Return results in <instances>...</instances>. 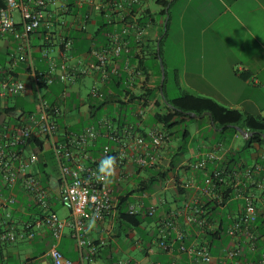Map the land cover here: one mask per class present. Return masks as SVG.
<instances>
[{"label":"crops","instance_id":"0c3cea01","mask_svg":"<svg viewBox=\"0 0 264 264\" xmlns=\"http://www.w3.org/2000/svg\"><path fill=\"white\" fill-rule=\"evenodd\" d=\"M166 1L171 4L168 7V15L164 17L160 16L161 9L156 12L152 11L148 7L149 0L146 3L154 24L146 36L147 52L141 54L139 63L149 74L147 91L157 90V93L153 100L144 102L142 117L136 115L141 108L139 95L142 90L139 88L132 92L133 94L130 95L127 102L108 99L99 113L90 114V107L94 103L88 97L89 91L82 97V87L85 86L87 79L91 81L92 87L95 84V78L93 74L83 76L80 72L87 70L93 62L89 56L91 47H98L105 39L104 32L97 34L100 24L97 17L91 19L87 31L80 30L79 18L82 17V11L85 9L80 12L74 10L69 14H60L50 10L42 26L29 35L28 51L19 52L17 47L21 42L13 36L0 37V60L5 62V69L0 65V75L13 74L30 86L31 78L28 65L23 61V57L28 52L33 59L34 69L38 73H45L51 61L65 62L74 78L67 89L63 126L78 132L82 127L93 125L96 120L107 117L115 125H133L136 132L142 135L155 129L165 131L170 138L168 143L159 150L160 161L172 163L173 168L165 178L172 179L173 184L187 181L201 184L200 172L194 177L193 172L183 165L188 161H196L205 152H214L219 155L223 165L227 168H237L240 165L245 167L259 165L261 171L255 179L257 185L252 189V194L257 206L262 208L264 206V141L260 144L250 142L249 138L255 133L236 126L227 129L215 128L211 117L205 115L202 118H196V122L184 124L178 137L185 148L171 147V143L177 139L174 131L179 124L169 131L163 129L160 124H155L154 115L162 113L163 109L160 106L156 107L154 102L159 99V96L164 99L160 95L161 68L159 60H161L166 78L167 70L173 76L174 86L178 90L177 96L185 93L208 98L228 110L237 111L245 116L264 118V0ZM12 15L19 31H22L19 12L14 11ZM61 20H64L66 25L60 26L59 21ZM166 20H169L167 34L161 44V58L157 59L154 53L158 52L159 32L161 27L165 26ZM79 37H83L88 43L87 50L78 52ZM39 38L44 39V46H33L32 40ZM63 39L71 41V52L64 51L61 44ZM52 51H55V57L48 58V53ZM63 86L59 82L51 86L46 90L47 94H50L48 98L58 102L57 97ZM123 87L118 89L109 87V90L121 96L124 93ZM122 96L125 97V95ZM176 97L168 98L167 96L169 100ZM7 106L17 107V113H20L23 108L27 112H34V95L29 94L25 97L12 99ZM16 116L17 114L14 117ZM5 122L14 123L15 120L7 119ZM261 138L264 140L262 135ZM98 141L106 143L99 147L97 152H94L93 149ZM98 141L90 147V150L94 157L102 160L100 154L102 148L106 145L113 148L114 145L108 143L104 138H100ZM41 156L45 158L47 168H50L46 156ZM125 170L128 175L122 178H118V170H113L116 195L137 191L136 188L145 191L148 195L157 190L154 193L155 196L146 200V205L155 207L154 217L140 216L141 222L135 228L144 230L146 235L149 232L155 233L156 237L152 239V243L156 244V248L154 250L149 249L150 247L140 249V242L137 241L135 245L143 254V259L141 261L129 259L122 262L120 255L124 253L125 246L129 242L131 243L130 231L125 223L119 222V218H106L102 221L87 222L81 245L72 239L70 230L65 229L57 243L58 250L64 257L71 260L72 264H119V261L122 264H172L173 262L188 264V256L178 251L174 234L170 229L166 230V242L173 244L172 249L170 251L163 250L158 243L164 223L175 211L181 209L187 201L193 198V193L190 191L178 192L173 188L174 186L168 191H161L159 183L152 182L153 169L141 171L132 161H129ZM0 193L8 194L1 181ZM15 195L17 201L8 210L10 222L17 234H25L24 226L30 224L34 236L31 239L19 238L14 243L4 245L0 250V264H22L25 262L51 264L47 254L51 243L49 233L37 217V211L31 209V202L25 193L16 188ZM238 206L237 201L231 202L227 208L211 213V218L217 223L221 219H225V222L229 223L236 217ZM58 208L62 207L56 204L54 209L58 211ZM5 211L7 209L0 208V231L4 228L3 215ZM68 218V212L61 217L66 220ZM173 220L191 235V231L187 230L182 217L174 216ZM227 243L230 246H227ZM227 243L221 240L214 245V253L211 254L212 264H220L223 248H232L229 239ZM241 249L240 257L227 261V264H260L261 261H264V238L257 240L254 251H250L243 244Z\"/></svg>","mask_w":264,"mask_h":264},{"label":"built area","instance_id":"2783aa9c","mask_svg":"<svg viewBox=\"0 0 264 264\" xmlns=\"http://www.w3.org/2000/svg\"><path fill=\"white\" fill-rule=\"evenodd\" d=\"M146 3L147 0H0V37L13 36L21 42L17 50L28 51L29 35L42 26L50 10L69 14L85 9L79 18L80 30L87 31L91 19L97 17L103 25L105 39L98 47H91L89 56L93 62L87 70L80 72L83 76L93 74L95 78L88 97L95 107L108 99L127 102L132 92L139 88L142 90L139 95L141 108L136 115L142 117L143 104L148 100L146 85L149 74L140 65L139 58L147 52L146 36L154 24ZM14 11L19 12L22 31H19L13 18ZM59 24L64 26L66 22L61 20ZM61 44L65 52H71L70 40L63 39ZM23 61L28 65L30 86L13 74L0 75V108L6 107L10 100L17 97L32 94L35 98L34 112L18 113L15 123L4 122L0 129V181L8 191V194L0 193V208L7 209L3 215L4 228L0 231V250L19 238L31 239L34 236L30 224L24 226L25 234H17L10 222L8 210L15 205V189L19 188L29 198L51 237L47 253L51 264H72L57 248L65 229H69L72 239L81 245L88 221L118 219L121 214L153 218L156 212L153 205H146V200L155 196L157 190L148 195L136 188L137 191L119 196L115 194L113 171L107 179L98 180L97 169L101 159L94 157L90 147L100 138L113 144V148L109 145L102 148L101 158L114 157V169L118 170V178H122L128 175L125 168L129 161L141 171L156 168L160 162L159 150L170 137L158 129L144 135L138 134L133 125H115L107 117L82 127L78 132L63 126L67 89L74 78L69 66L65 62L51 61L45 73H38L29 52ZM120 77L125 78L122 94L125 97L110 91L108 87L113 79ZM56 82L64 85L58 94V102L45 98L46 90ZM29 141L42 144L40 153L46 146L52 152L56 166L45 169L46 181H43L45 175L39 170L38 156ZM183 166L192 171L194 177L200 172L202 183L187 181L173 184V180L168 178L159 182V189L164 192L174 186L178 192L193 193V198L164 223L159 247L166 251L172 249L173 244L166 242V230L170 229L174 241L179 244L178 251L188 256V264H212L213 257L206 239L209 233L218 229L219 223L211 218L210 207L222 210L229 203L237 201V215L224 228L232 248L221 250L220 264L239 258L242 244L254 251L260 237L255 225L258 220L264 222V206L259 208L252 194L260 166L227 168L214 152H205L196 161H188ZM56 204L68 212V220L57 215L54 209ZM174 216L183 218L191 235L174 222ZM119 264L122 263L119 261ZM260 264H264V261Z\"/></svg>","mask_w":264,"mask_h":264},{"label":"trees","instance_id":"16d2710c","mask_svg":"<svg viewBox=\"0 0 264 264\" xmlns=\"http://www.w3.org/2000/svg\"><path fill=\"white\" fill-rule=\"evenodd\" d=\"M157 5L161 7L160 16L164 17L165 15H168V7L171 3H169L166 0H157ZM1 6V5H0ZM168 21L166 20L165 26H162L159 32L158 37V52L154 53L155 58L159 59L161 58V44L163 42V39L165 38L167 34L168 29ZM166 31V33H165ZM103 32V25L101 23L99 24V28L97 30V34ZM165 33V34H164ZM80 46L78 47V52L82 50L88 49V43L84 40L83 37H79ZM0 65L4 68L5 62L4 60H0ZM5 69V68H4ZM125 81L124 77H120L119 79H113L108 84V87H114L115 89H118L119 87L123 86V83ZM167 78L165 75L164 83H163V98L159 96V99L154 102L156 107H162L163 112L162 113H156L154 115V123L160 124L163 129L166 131H169L173 129L177 124L185 123V122H196L197 119L193 118L191 114H195L197 116H202L204 113H210L211 119L214 123L215 128H223L227 129L231 126H236L242 129H246L249 132L255 133L251 138H249V141L252 143H261L264 140L261 138V135L264 134V118H255L251 116H245L237 111H232L224 108L223 106L219 105L215 101L208 99V98H202V97H196L190 94H180L175 99H168L165 91ZM157 93V90L154 92H148L147 91V99L153 100L155 97V94ZM158 95V94H157ZM49 94L45 95V98H48ZM136 99V98H133ZM141 99V98H139ZM163 100L167 101L169 106L164 105ZM105 103L100 104L98 107L91 106L90 107V114L95 115L99 113L101 108L104 106ZM17 107H10L6 106L4 108H0V129L1 126L7 119H16L14 116L17 113ZM20 113L26 114L31 113L27 112L25 108L20 110ZM207 118V117H206ZM178 120V122H177ZM11 123V122H9ZM15 123V122H14ZM91 123H94V121H91ZM233 131V130H232ZM31 146L33 147L34 153L38 156L42 150V144H36L35 141H29ZM106 142L105 141H98L95 149H93L94 152H97L99 147H102ZM38 167L41 173L45 175V178L43 181H46V171L47 164H45V158L42 156H38ZM173 165L171 162H163L160 161L159 165L154 168L152 171L153 174V183L161 182L167 175V173L172 170ZM180 192H182L180 190ZM210 203L208 204V206ZM210 212H216V207H210ZM31 209L34 210V208L31 206ZM225 219H221L219 222L218 229L215 232L209 233L207 236V246L209 247L210 253H214L215 244H217L219 241L222 240L224 233V228L226 226ZM119 222L125 223L129 225L130 227L137 228L141 222V218L139 216L136 217H130L124 214H121L119 216ZM256 229L258 234L260 235L259 239H262L264 237V222L261 220H258L256 223ZM190 241H187L189 243ZM177 243V242H176ZM179 244H176V247H178Z\"/></svg>","mask_w":264,"mask_h":264},{"label":"rangeland","instance_id":"374dc122","mask_svg":"<svg viewBox=\"0 0 264 264\" xmlns=\"http://www.w3.org/2000/svg\"><path fill=\"white\" fill-rule=\"evenodd\" d=\"M148 7L150 10L152 11H159L161 8L155 3V0H149V4ZM41 33V31H40ZM33 42V46L36 47H43L44 45V39L43 38H39V39H35ZM39 55V54H38ZM55 57V51L49 52L48 53V58H52ZM91 81L89 79H87L85 86L82 87V93L84 97L87 92L90 90L91 88ZM166 94L168 96V98H173L176 97L178 95V90L175 88L174 86V82H173V76L171 75L170 71L167 70V82H166ZM187 123L189 122H185L183 124H179L177 126V129L174 131V134L177 135V139L174 140L171 143V147L173 146H181L182 148H185V145L181 142L180 137V133L182 132V128L184 126V124L188 125ZM190 129H192V127H190ZM41 155H45L47 158V162L49 164L50 168H55L56 166V162L52 156V152L50 151L49 147L46 146V148L44 149L43 153L39 154ZM38 155V156H39ZM67 214L66 210L62 209V208H58L57 211V215L61 218L63 216H65ZM125 226L129 229V235H130V240L131 243L129 242L128 245L125 246L124 248V253L121 256V260L122 262H126L129 259H133V261H141L143 259V254L141 253V251L139 250V248L137 249V246L135 245V243L138 241L140 242V249H151L154 250L156 248V244L152 243V239L155 238V233H151L149 232L148 235L144 234V230H141L140 228L135 229L133 227L128 226L127 224H125ZM222 240L224 242H228V238L223 235ZM230 246V244L227 243V246Z\"/></svg>","mask_w":264,"mask_h":264},{"label":"clouds","instance_id":"9594fccd","mask_svg":"<svg viewBox=\"0 0 264 264\" xmlns=\"http://www.w3.org/2000/svg\"><path fill=\"white\" fill-rule=\"evenodd\" d=\"M116 165V159L112 156H106L104 159H102L99 163L97 172V179L98 180H105L107 179L112 171L114 170V167Z\"/></svg>","mask_w":264,"mask_h":264},{"label":"water","instance_id":"95a60500","mask_svg":"<svg viewBox=\"0 0 264 264\" xmlns=\"http://www.w3.org/2000/svg\"><path fill=\"white\" fill-rule=\"evenodd\" d=\"M159 62H160V68H161L160 95L163 97V83H164V79H165V73H164V66L161 63V60H159ZM164 103H165L166 106H169L167 101L164 100ZM205 115H207L208 117H211L210 113H204L202 116H197L195 114H191V116L193 118H202ZM262 137H264V134H262Z\"/></svg>","mask_w":264,"mask_h":264}]
</instances>
